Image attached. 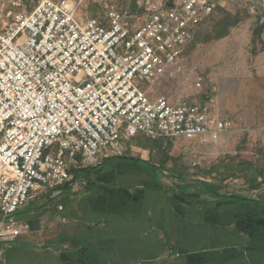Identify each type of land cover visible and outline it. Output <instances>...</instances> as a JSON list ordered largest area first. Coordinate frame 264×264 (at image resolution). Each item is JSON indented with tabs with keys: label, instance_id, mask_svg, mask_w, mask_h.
I'll use <instances>...</instances> for the list:
<instances>
[{
	"label": "built area",
	"instance_id": "1",
	"mask_svg": "<svg viewBox=\"0 0 264 264\" xmlns=\"http://www.w3.org/2000/svg\"><path fill=\"white\" fill-rule=\"evenodd\" d=\"M233 1L93 0V15L90 0L0 5V263L21 233L15 216L41 189L61 194L78 169L136 137L217 146L235 130L213 89L155 92L185 78L186 51ZM205 78L191 89L204 92Z\"/></svg>",
	"mask_w": 264,
	"mask_h": 264
},
{
	"label": "crops",
	"instance_id": "2",
	"mask_svg": "<svg viewBox=\"0 0 264 264\" xmlns=\"http://www.w3.org/2000/svg\"><path fill=\"white\" fill-rule=\"evenodd\" d=\"M139 147L78 169L61 194L41 189L0 264H264V183L176 185Z\"/></svg>",
	"mask_w": 264,
	"mask_h": 264
},
{
	"label": "rangeland",
	"instance_id": "3",
	"mask_svg": "<svg viewBox=\"0 0 264 264\" xmlns=\"http://www.w3.org/2000/svg\"><path fill=\"white\" fill-rule=\"evenodd\" d=\"M136 1L131 0V8H136ZM37 3L38 0H0V5L14 4L27 10ZM85 8L90 15L98 12L93 0ZM186 55L185 78L155 92L182 100L196 94L202 98L213 89L222 112L236 123L235 130L217 146L145 137L136 138L129 146H140L149 154L155 151L173 184L195 185L193 181L207 179L227 185L240 195H253L257 192L252 187L264 183V0L228 3L219 10L211 30L200 35ZM199 74L207 79L206 89L196 93L190 84Z\"/></svg>",
	"mask_w": 264,
	"mask_h": 264
}]
</instances>
